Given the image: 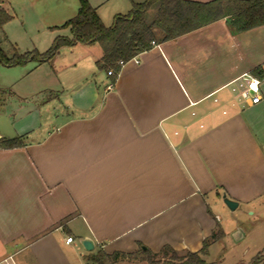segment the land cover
Returning a JSON list of instances; mask_svg holds the SVG:
<instances>
[{
    "label": "crops",
    "instance_id": "obj_1",
    "mask_svg": "<svg viewBox=\"0 0 264 264\" xmlns=\"http://www.w3.org/2000/svg\"><path fill=\"white\" fill-rule=\"evenodd\" d=\"M12 1L0 0V10L8 15ZM67 1L46 0L45 7L69 4L66 23L78 10ZM87 1L104 25L145 0L105 9L113 0ZM63 24L46 27L50 46ZM157 41L114 82L98 65L100 51L95 61L75 59L69 77L64 68L47 71L57 85L50 92H32L28 83L24 94L1 100L7 127L0 139L20 137L22 146L0 147V264H91L85 259L98 249L131 254L140 246L155 255L163 247L200 253L214 232L225 236L212 209H227L222 197L260 215L264 80L252 71L264 72V59H250V49L264 41V26L236 33L223 19ZM83 46L93 45L70 48ZM47 64L24 68L33 73ZM245 74L261 82L257 105L237 103L230 90Z\"/></svg>",
    "mask_w": 264,
    "mask_h": 264
},
{
    "label": "trees",
    "instance_id": "obj_2",
    "mask_svg": "<svg viewBox=\"0 0 264 264\" xmlns=\"http://www.w3.org/2000/svg\"><path fill=\"white\" fill-rule=\"evenodd\" d=\"M76 15L58 29H68L70 37H56L47 51L27 52L7 59L0 50V65L5 67L25 66L29 62L50 63L60 49L80 45L97 44L102 51L98 65L112 71V82L120 71L119 61L129 62L139 54L149 51L152 43L174 40L183 35L206 27L223 19H228L236 33H243L264 26V0H212L195 2L189 0H145L132 4L126 15L113 17L110 26L102 24L96 10L87 0H77ZM152 12L149 18L148 14ZM12 18L0 10V27ZM253 69L252 74L264 80V72ZM22 146L20 137L0 139V147L12 149ZM220 230L203 242L200 253H178L170 247H163L155 255L142 246L131 254H106L98 249L89 255L85 262L91 264H115L118 259L136 260L142 264H207L201 255L206 253L209 244L221 239ZM157 257H159L157 259ZM248 264H264V252L255 256Z\"/></svg>",
    "mask_w": 264,
    "mask_h": 264
},
{
    "label": "rangeland",
    "instance_id": "obj_3",
    "mask_svg": "<svg viewBox=\"0 0 264 264\" xmlns=\"http://www.w3.org/2000/svg\"><path fill=\"white\" fill-rule=\"evenodd\" d=\"M116 1L118 0H113V2L106 4L104 9L111 6L112 3ZM36 2H39L40 5L36 6ZM71 2L76 6L78 5L77 0H68L66 3ZM46 4V0H37L25 4H20V0H13L11 2L12 8L5 7L8 9V15L12 19L0 27V50L7 59H12L15 54L22 55L32 51L44 53L48 50L50 47V43H47L49 40V31L46 30V27L63 24L68 18L67 8L69 4L61 10H51L45 7ZM130 9L129 7L125 11H120V15L128 14ZM148 16L150 18L152 12H150ZM112 18L113 17H109L106 19L104 25L110 26ZM52 31H58L56 35L70 37L68 29H53ZM160 38L161 36L157 35L156 39L160 40ZM250 50V59H264V41L253 45ZM100 51L101 49L97 44H93V46L89 48L88 46L75 49L70 47L62 48L58 55L55 56L54 59L56 60L33 73L24 68L27 64L25 66L11 68L0 65V103L1 100L7 98L9 94L20 96L24 85L28 83H33L32 92L37 91L38 93L42 90V87H44L47 92L56 89V82L51 76L46 75L47 71L51 72L52 70H62L64 68L62 76L69 77L76 73L73 71L75 59L81 56L83 59L95 61L97 55L101 54ZM84 61L81 63L82 65L79 64V66H77V71H80V68L84 66ZM27 91H29V89H27ZM44 93L45 91H41L39 94L43 95ZM22 94H24V91ZM61 100L64 101L65 98L62 97ZM1 119L3 118H0V128H6L7 125L5 121ZM223 198L224 197H222V200ZM212 209L220 218L221 223H219V225L225 236L212 244L208 251L209 254L204 258L207 264H248L255 256L264 252V207L260 209L262 212L258 217L250 216L249 213H246V210L242 208L230 211L228 208L219 210L212 206ZM158 258L159 257H157V259ZM115 264L142 263L131 259H118Z\"/></svg>",
    "mask_w": 264,
    "mask_h": 264
},
{
    "label": "built area",
    "instance_id": "obj_4",
    "mask_svg": "<svg viewBox=\"0 0 264 264\" xmlns=\"http://www.w3.org/2000/svg\"><path fill=\"white\" fill-rule=\"evenodd\" d=\"M153 45V43H152ZM130 61H134L138 63V61L133 58ZM126 63L119 61L118 65L120 68L125 65ZM108 76L113 75L112 71L107 72ZM260 80L257 78L252 77L251 75L245 74L242 77L232 81L229 84L230 90L234 95L235 100L237 103L241 105L249 103L250 105H257L261 101V92H260ZM111 86L107 88L110 90ZM72 242V238H66V243Z\"/></svg>",
    "mask_w": 264,
    "mask_h": 264
},
{
    "label": "water",
    "instance_id": "obj_5",
    "mask_svg": "<svg viewBox=\"0 0 264 264\" xmlns=\"http://www.w3.org/2000/svg\"><path fill=\"white\" fill-rule=\"evenodd\" d=\"M223 203L230 211L235 210V208L237 207L236 203H234L233 201L227 200L225 197L223 198ZM80 244L83 247V249L87 252H91L94 248L93 243L88 239L82 240Z\"/></svg>",
    "mask_w": 264,
    "mask_h": 264
}]
</instances>
